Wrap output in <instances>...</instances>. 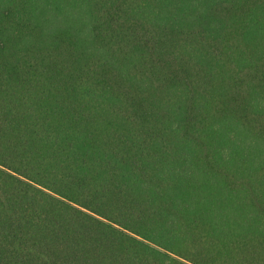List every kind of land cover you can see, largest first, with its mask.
I'll use <instances>...</instances> for the list:
<instances>
[{
	"label": "trees",
	"instance_id": "1",
	"mask_svg": "<svg viewBox=\"0 0 264 264\" xmlns=\"http://www.w3.org/2000/svg\"><path fill=\"white\" fill-rule=\"evenodd\" d=\"M0 264H264V0H0Z\"/></svg>",
	"mask_w": 264,
	"mask_h": 264
}]
</instances>
